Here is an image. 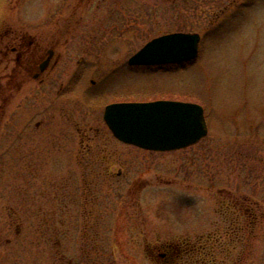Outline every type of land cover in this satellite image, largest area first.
Instances as JSON below:
<instances>
[{"label":"rangeland","instance_id":"1","mask_svg":"<svg viewBox=\"0 0 264 264\" xmlns=\"http://www.w3.org/2000/svg\"><path fill=\"white\" fill-rule=\"evenodd\" d=\"M0 4L9 8L1 16L28 27L71 10L62 0ZM103 7L102 16L83 15L65 64L45 82L9 91L0 125V264H70L78 250L67 242L66 186L72 176L78 192L82 175L101 257L73 264H167L155 249L148 253L140 228L153 246L183 245L178 264H234L240 254L242 264H264V0H104ZM177 31L201 35L195 60L128 64L149 40ZM158 99L200 103L208 134L171 151L113 135L107 104ZM230 201L239 207L226 211ZM74 202L72 222L80 224L85 199L77 193ZM248 202L263 217L250 239L232 241L233 216L239 208L246 215ZM196 247L204 250L197 262Z\"/></svg>","mask_w":264,"mask_h":264},{"label":"flooded vegetation","instance_id":"2","mask_svg":"<svg viewBox=\"0 0 264 264\" xmlns=\"http://www.w3.org/2000/svg\"><path fill=\"white\" fill-rule=\"evenodd\" d=\"M62 1L64 6H68L71 9L67 14L63 15L66 17L53 14V16H49L46 25L42 28L39 23L35 24L36 26L28 27L19 20V17L0 15V125L1 118L7 113L9 91L14 88L13 85L15 84L20 89H23L24 85L32 80L38 83L45 82L47 73H49L47 76L49 77L50 73L59 64H65V47L74 39L72 37L74 35V32H72L73 28L82 23L83 15L92 14L93 17L98 14L99 16L104 14V0ZM0 8L7 9L8 6L0 4ZM90 9H92L91 13ZM111 13L114 14L115 10ZM61 23H65V26H61ZM85 36L89 39L91 38L90 34ZM81 141L83 142V139ZM77 162H84L82 164L86 167L93 163V161L82 159H78ZM120 174L122 175V172H119ZM82 177L83 182L80 184L78 192L77 189L73 190L72 176L67 179L66 186L67 197L69 196L68 199H70V202L67 201V212L70 215L68 233H66L67 242L72 245L73 241H75L78 250L77 255L68 257L70 259L68 263L70 264H73L77 257V260H81L83 257L88 259L90 256H96L94 261L99 263L98 261L101 257L98 247L100 224L88 222V208H85L89 199L87 190L89 181H86L83 175ZM93 190L96 192V189ZM77 193H79L80 199H85V202L80 207L82 216L80 224L72 222L74 215H76L73 206L75 205V209H78L74 202ZM144 223L139 224V226L144 227L146 225ZM139 231L141 232V239L145 243V248H147L150 255H153L152 250L155 249L154 254L167 264H178L184 258L183 245L175 244L177 241L171 239L155 240L158 245L153 246V241L147 238L146 231L148 230L140 228ZM150 248L151 252H149Z\"/></svg>","mask_w":264,"mask_h":264},{"label":"water","instance_id":"3","mask_svg":"<svg viewBox=\"0 0 264 264\" xmlns=\"http://www.w3.org/2000/svg\"><path fill=\"white\" fill-rule=\"evenodd\" d=\"M198 32H169L145 43L129 59L135 66L191 62L198 57ZM104 119L121 141L138 147L171 151L199 142L208 134L204 107L197 102L158 99L109 103Z\"/></svg>","mask_w":264,"mask_h":264},{"label":"trees","instance_id":"4","mask_svg":"<svg viewBox=\"0 0 264 264\" xmlns=\"http://www.w3.org/2000/svg\"><path fill=\"white\" fill-rule=\"evenodd\" d=\"M230 202L231 203H227L225 206L226 211H228V204H229V208L231 205H233L234 209H236V207H239L238 203H236V202L234 203L233 201H230ZM251 206H253L252 203L248 202L247 209L245 208L246 215H244V213L241 212V208H239L238 214H236L235 216L232 215L233 219H232V224H231V229H230V236H231L232 241L243 240V238H244L243 236H245V237L247 236L248 239H250V237H252L253 234L255 233V226H257L259 224L260 219L263 217V215L260 214L261 209L257 210ZM242 218L246 219L245 226L241 225L242 224L241 223ZM226 219H227V217H226ZM229 220L231 221V217L229 218ZM243 230H247V231H245L246 233L243 234ZM202 250L196 247V262L199 260V257H201ZM237 256L238 257H237V259H235L234 264H242V261H243L242 255L240 254ZM199 261H198V264H199ZM215 263L216 264L218 263L217 259H216Z\"/></svg>","mask_w":264,"mask_h":264}]
</instances>
